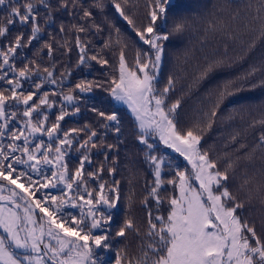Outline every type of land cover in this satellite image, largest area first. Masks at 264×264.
Wrapping results in <instances>:
<instances>
[{
    "label": "snow or ice",
    "instance_id": "1",
    "mask_svg": "<svg viewBox=\"0 0 264 264\" xmlns=\"http://www.w3.org/2000/svg\"><path fill=\"white\" fill-rule=\"evenodd\" d=\"M110 2L146 48L137 50L131 65L121 48L118 76L108 81L81 79L64 92L62 89L70 73H61L57 78L55 65L41 69L35 60L17 67L16 58L20 49L30 47L42 32L41 7L46 10V25L55 22L54 11L64 10L73 16L77 8L82 10V20H90L93 16L90 8L83 7L78 0H58L55 9L50 0H25L23 4L20 0H0V7L6 12L0 17V37H6L17 22L21 26H31L27 42L20 33L14 41L0 48V82L6 85L0 88V264H104L105 257L98 250L110 252L112 241L125 238L129 231L140 237L139 254L129 256L126 249L119 248L109 264H264V235L258 234L255 224L244 217L245 201L229 187L233 179L230 173L235 171L236 162L228 158L221 169L219 161L201 148L203 133L211 129L224 101L242 91L250 77L264 71V65L252 66L242 77L227 81L218 90L211 112L205 114L209 117L205 124L182 128L177 118L181 100L169 103V94L175 86L173 78L169 76L163 88L157 85L166 42L173 33H182L186 22H175L169 29L173 0H146V11L139 26L128 12L132 0ZM104 6V0H94L91 7L102 11ZM246 8L249 18L244 28L250 34L247 42L241 40L238 31H227L221 22L208 21L206 32H220L230 40L246 43V51L253 50L258 42L264 41V0H247ZM238 18L239 13L232 16L233 21ZM91 27L100 31L99 25ZM71 29L77 33V67L87 68L89 61L102 67L109 64L99 54L89 55L88 43L80 36L81 33L87 35V28L73 24ZM115 30L120 32L118 28ZM60 32H65L63 25ZM108 46L106 42L105 47ZM43 47L51 59L53 45L45 42ZM60 47L67 53L72 50L67 41ZM224 66V59L210 62L201 78ZM37 77L39 82H36ZM29 81L32 82L31 90L24 87ZM45 85H54L61 91L42 92ZM259 85L264 86V79ZM257 86L252 84L251 88ZM94 89L107 91L114 103L126 105L130 110L135 121L136 140L144 146V159L151 166L153 180L148 184V193L142 203L148 208L149 199L154 200L156 212L148 208L147 227L143 232L131 218H125L112 236L114 210L120 201V181L103 180V163L94 170L86 169V165L93 163L94 149L106 147L110 152L118 145L106 143L104 134L87 123L67 130L62 127L67 117L79 114L82 95ZM52 97H59L61 105L55 121L49 124L46 110L56 107ZM66 106H72L71 111ZM90 111L102 129L111 130L119 138L122 128L117 111L106 112L95 106ZM14 123L18 127H13ZM258 125L264 128V111L249 127ZM81 133L84 134L82 138ZM238 135H233L231 140L235 142ZM37 137H47L48 142ZM154 141L178 153L191 166L190 170L182 169L159 153ZM240 147L248 146L242 144ZM72 149L80 153L74 169L68 163ZM257 152L264 153V131L243 159L252 161ZM104 156L107 161L108 152ZM115 164L113 157V166L107 169L109 177H114ZM165 168L174 172L166 180ZM93 183L96 187L91 186ZM165 183L174 190L167 198L166 216L160 211L165 203L160 196ZM250 183L252 180L245 178L238 188L246 192L248 201L253 191L264 197V176L254 188L248 187ZM69 209L78 210V214Z\"/></svg>",
    "mask_w": 264,
    "mask_h": 264
},
{
    "label": "trees",
    "instance_id": "2",
    "mask_svg": "<svg viewBox=\"0 0 264 264\" xmlns=\"http://www.w3.org/2000/svg\"><path fill=\"white\" fill-rule=\"evenodd\" d=\"M24 2L25 0H20L21 4ZM50 3L54 9L58 6V0H50ZM78 3L83 7L90 8L93 13L90 20H82V10L77 8L73 10V16L64 10L54 11L55 22L46 25L44 22L46 10L41 7L39 23L42 32L30 47L20 49L16 58L17 67H23L24 63L35 60L41 65V69L43 67L51 68L52 65H55L54 72L57 78L61 76V73H70L62 89L64 92H67L69 87H73L81 79L108 81L113 76H118V57L121 48L124 49L127 62L130 65L134 63L137 50L146 48L127 22L115 12L110 0H104L105 6L102 11L91 7L94 0H78ZM145 4L146 0H132L128 7L129 15L134 17L138 26L144 18ZM246 5L247 0H173L169 16V29L175 22L181 20L186 22L185 29L182 33H173L166 42V54L160 69L157 87L163 88L168 77L173 78L175 86L169 94V103L176 99L181 100L177 117L180 127L186 128L196 123L205 124L209 119L205 114L211 112L218 90L227 81L242 77L252 66L261 67L264 65V41L258 42L253 50L246 51V43L230 40L220 32H206L208 21L221 22L227 31H238L241 40L247 42L250 39V34L244 28V24L249 18ZM237 13H239V18L233 21L232 16ZM5 14V8L0 7V17ZM73 24L83 25L88 29L87 35L81 33L80 36L88 43L89 55L99 54L101 58L109 61L108 65L102 67L95 61H89V67H77L79 53L75 48L77 33L71 29ZM93 24L99 25L100 31L91 27ZM61 25L65 28L63 33L60 32ZM30 27V25L21 26L18 22L11 26L7 36L0 37V48L14 41L15 36L20 33L24 34V41L27 42ZM117 28L120 30L119 33L115 30ZM50 33L51 35H49ZM118 38L119 43L117 42ZM65 41L72 48L70 53L60 47ZM45 42L51 43L54 47L51 59L47 54V49L43 47ZM106 42H108V47H105ZM219 59L225 60V66L217 68L201 78L208 64ZM262 79H264V71L250 77L242 91L235 92L224 101L211 129L203 133L201 148L208 150L212 158L219 161L221 169L225 167L228 158L236 162L235 171L230 173L233 179L229 181V187L239 199L245 201L244 217L250 223L255 224L258 234L264 235V197L253 191L252 199L249 202L246 192L238 190L245 178L252 180L248 187L254 188L255 184L264 176V153L257 152L252 161L243 159L245 152L250 150L260 132L264 131V128L259 125L255 128L249 127L252 120L259 119L260 113L264 111V86L259 85V81ZM36 82H39L38 77ZM31 83V81L26 83L25 89L31 90ZM252 84L258 86L253 89L251 88ZM3 87L6 85L0 82V88ZM53 91H61V88L45 85L42 89V92L50 94ZM52 99L56 101V107L46 110L49 124L55 121V116L59 113L61 105L59 97H52ZM92 106L106 112L115 110L120 114L122 133L119 138L111 130H104L100 127L97 117L90 111ZM66 107L71 111L72 106ZM79 107V114L69 116L62 122L63 129L79 128L87 123L99 133L104 134L106 143L118 145L117 149L110 152L106 147L103 150L94 149L92 152L93 163L86 165V169L91 171L99 168L103 163V180L120 181V201L118 208L114 210L112 236H115V230L125 218H131L143 232L147 227L148 208H151L155 214L156 207L155 201L152 199L148 201V208L142 203L148 193V184L153 180V176L151 166L144 159V146L136 140L134 118L124 105L114 103L107 91L103 89H94L92 93L83 94ZM12 126L18 127L15 123ZM237 133H239L237 140L233 142L231 137ZM80 136L82 138L84 134L81 133ZM37 139H44L45 143L48 142L47 137H37ZM97 140L99 142L98 138ZM3 142L7 143L8 141L4 140ZM154 143H156L159 153L165 154L182 169L190 170V165H187V162L178 153L165 148L156 141ZM242 144L248 147L241 148ZM105 152H108L107 161H105ZM79 156L80 153H77L75 149L70 151L68 163L72 169L78 165ZM238 156L241 157L239 161L236 160ZM113 157L116 158V172L114 177H109L107 169L113 166ZM173 175L174 172H169L165 168V180ZM91 186L96 187L94 183ZM53 191L58 193L59 190ZM172 194H174V190L165 183L160 191L161 198L165 200L160 211L165 216L168 210L167 198ZM69 211L78 214L76 209H69ZM139 242L140 237L129 231L125 238H115L112 241L110 252L100 249L98 253L102 252L105 257L104 264H109V261H114L115 251L119 248L126 249L129 256L138 255Z\"/></svg>",
    "mask_w": 264,
    "mask_h": 264
},
{
    "label": "rangeland",
    "instance_id": "3",
    "mask_svg": "<svg viewBox=\"0 0 264 264\" xmlns=\"http://www.w3.org/2000/svg\"><path fill=\"white\" fill-rule=\"evenodd\" d=\"M123 105V104H122ZM126 108H127V106L126 105H124ZM128 109V108H127ZM129 110V109H128ZM130 111V110H129ZM131 113V112H130ZM171 150V149H170ZM191 167V166H190Z\"/></svg>",
    "mask_w": 264,
    "mask_h": 264
}]
</instances>
